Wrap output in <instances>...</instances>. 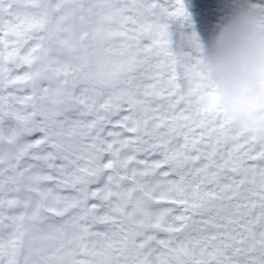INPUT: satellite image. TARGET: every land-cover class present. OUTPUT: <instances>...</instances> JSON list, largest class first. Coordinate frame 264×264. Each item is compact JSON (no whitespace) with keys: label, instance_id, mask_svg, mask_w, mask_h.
Listing matches in <instances>:
<instances>
[{"label":"snow or ice","instance_id":"6c2138e0","mask_svg":"<svg viewBox=\"0 0 264 264\" xmlns=\"http://www.w3.org/2000/svg\"><path fill=\"white\" fill-rule=\"evenodd\" d=\"M25 2L0 0V264H264V122L185 90L183 0Z\"/></svg>","mask_w":264,"mask_h":264},{"label":"clouds","instance_id":"9594fccd","mask_svg":"<svg viewBox=\"0 0 264 264\" xmlns=\"http://www.w3.org/2000/svg\"><path fill=\"white\" fill-rule=\"evenodd\" d=\"M195 36L200 53L185 90L213 102L234 123L264 122V10L244 0L215 22L206 47Z\"/></svg>","mask_w":264,"mask_h":264},{"label":"rangeland","instance_id":"374dc122","mask_svg":"<svg viewBox=\"0 0 264 264\" xmlns=\"http://www.w3.org/2000/svg\"><path fill=\"white\" fill-rule=\"evenodd\" d=\"M243 3H244V0H237L235 2H231V0H216L214 5H212L213 3L207 4V5L184 3L185 9L188 13V19L184 21L182 25L177 24L173 26V33H174L173 39L177 41L179 36H175V34H179L180 30H184V31H187V36H184L179 41L180 42L179 45L181 48H183V46H188L191 52L188 37L192 33H196L202 47H206L209 43L210 36L213 34L214 25L208 24V23L205 25H201L200 18H196V19L190 18L191 12L192 11H195L197 13L198 12H205V13L213 12V13H219V14L222 13L224 15L227 11H229L230 8L237 6V5H243ZM251 3L257 6L258 11L264 10V0H251ZM200 6H204V7H200ZM14 7H15V11L11 14V17H8L7 12L4 13L6 18H11L14 22H19L23 20L26 14L34 11L33 9L30 8L29 5L26 4L25 0H14ZM67 19L70 21L72 17L68 16ZM81 26H83L82 22H81ZM74 27H75L74 24L69 23V31H72Z\"/></svg>","mask_w":264,"mask_h":264},{"label":"flooded vegetation","instance_id":"af4514ba","mask_svg":"<svg viewBox=\"0 0 264 264\" xmlns=\"http://www.w3.org/2000/svg\"><path fill=\"white\" fill-rule=\"evenodd\" d=\"M216 0H183V3H190V4H197V5H207V4H211L213 3L212 5H214ZM237 0H231V2H235ZM200 7H204V6H200ZM200 9V8H199ZM190 18L191 19H196V18H200V23L201 25H205V24H212L214 25L215 22H217L219 20V18L221 16H223V14H219V13H213V12H195V11H192L191 14H190ZM205 21H203V20ZM204 27V26H203ZM175 36H179V38L177 39L178 43L180 44V40L184 37V36H187V31H184V30H180L179 34H175ZM183 51L185 52H190V49L188 46H183V48H181ZM166 94V93H165ZM195 131L197 134H199L200 132V129L199 128H195Z\"/></svg>","mask_w":264,"mask_h":264}]
</instances>
